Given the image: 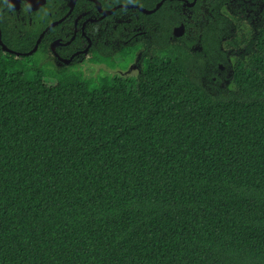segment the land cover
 I'll return each mask as SVG.
<instances>
[{
    "label": "trees",
    "instance_id": "obj_1",
    "mask_svg": "<svg viewBox=\"0 0 264 264\" xmlns=\"http://www.w3.org/2000/svg\"><path fill=\"white\" fill-rule=\"evenodd\" d=\"M185 1L118 9L92 37L90 63L140 53L137 77L59 65L51 42L78 11L98 14L86 0L34 54L0 45V264H264V12L246 17L264 0H197L188 16ZM69 3L0 0L2 42L29 53ZM122 16L146 35L124 44ZM200 60L213 90L192 74Z\"/></svg>",
    "mask_w": 264,
    "mask_h": 264
},
{
    "label": "flooded vegetation",
    "instance_id": "obj_2",
    "mask_svg": "<svg viewBox=\"0 0 264 264\" xmlns=\"http://www.w3.org/2000/svg\"><path fill=\"white\" fill-rule=\"evenodd\" d=\"M78 1L79 0H77V2ZM196 1L194 0L193 2H188V1L183 2L184 7L186 9L184 13L187 16H188L187 10L190 8H193L196 4ZM77 2H76V4H77ZM22 3H25V2H22ZM76 4H75V7H76ZM75 7H74V10L72 11V13L59 25L65 23L71 19L73 12L75 11ZM96 8H97V6H96ZM113 8H111V9H113ZM69 9H70V7H69ZM111 9H105V10H111ZM247 10H249V12H251L252 14L248 13V16H246V17L247 18L249 17L248 19H251L252 24H254L256 22L257 18L262 15V12H264V4L259 6L258 4L251 2V4L247 6ZM97 13L98 14H91L90 12H88L86 10L78 11V13L72 18V24L69 26V29L72 30V33H73L72 37L70 39L68 38V40H64L63 38H57L51 42L50 48L54 42L59 41L58 45L56 46L57 56L52 52L53 55H55V57L57 58L59 65L63 64L64 60L70 61L69 64H72V63L77 62V61L80 63L81 60L84 58L85 54H87V56H89L88 54H89V52H90V50L94 44L92 39L93 38L95 39L96 37L101 38L102 35L105 33V31H108V29H110L111 24H110V21H107V19L109 17L113 16L114 13L112 15L104 17V18H101L102 15L99 13V11H97ZM145 15H148V14H145ZM62 18H60L59 20H61ZM59 20H57V21H59ZM57 21H54V22H57ZM139 21H140L139 16L132 17V18H126L125 16H122V17H119L118 20L116 19V22L113 25V28H117L118 26H120L123 29V31L126 32V34L123 33V35H125V36L129 35L127 40L123 39L124 44H127L128 42H130L131 39L134 37H136V39H139L140 35H143V36L146 35L147 32L145 30L141 29V26L139 25V23H140ZM54 22H52V23H54ZM59 25H57V26H59ZM182 25L184 26L185 33H186L187 29H186L185 24H181L178 27H180ZM57 26H55V27H57ZM55 27H53V28H55ZM176 28L177 27H175L174 30ZM174 30H173V32H174ZM185 33H184V35H185ZM130 34H132V37L130 36ZM77 36H79L78 42L76 44H74V41L76 40ZM67 37H69V35H67ZM58 50L62 51L61 53H65V54L69 53V54H68V56L64 57L58 52ZM86 50H88V52L84 53ZM138 54H139L138 57L135 58L133 61H131L125 68L116 67L114 69H110V72H112L114 70H118L120 73L119 76L130 77V76H123V75L129 74V72L131 70H137L138 75H139L140 67H141L139 60L141 58V54L140 53H138ZM115 59L118 63H123V59L121 58L120 55H115ZM88 62H89V60H88ZM69 64H67V65H69ZM89 64H92V63L89 62ZM95 66H99V65H95Z\"/></svg>",
    "mask_w": 264,
    "mask_h": 264
},
{
    "label": "water",
    "instance_id": "obj_3",
    "mask_svg": "<svg viewBox=\"0 0 264 264\" xmlns=\"http://www.w3.org/2000/svg\"><path fill=\"white\" fill-rule=\"evenodd\" d=\"M16 10H20L21 8V4L22 2H25L27 3L30 8L33 10V11H37L39 10L40 8H42L43 6L46 5L47 3V0H7ZM89 2H92L94 3L96 6H97V9L99 11V13L102 15L101 18H104V17H107V16H110L112 15L113 13H115L118 9H123V8H128V9H138L140 10L142 13L144 14H152L154 12H156L164 3L165 0H162L157 6L156 8L152 9V10H147L141 6H138V5H124V4H121V5H118V6H115L113 9L111 10H105L103 7H102V3L99 1V0H87ZM196 1V0H195ZM77 0H70V3H69V7H70V10L69 12L67 13V15L65 17H63L61 20L57 21V22H54L52 23L51 25H49L46 30H44V32L41 33V35L39 36L37 42H36V45L34 47V49L32 51H30L29 53H26V54H21V53H16L15 51H12L10 50L3 42H2V32H1V29H0V45L2 46L3 50L6 51V52H10V53H13V54H17L18 56L20 55H32L34 54L37 50H38V47L39 45L41 44L43 38L45 37L46 33L53 27L59 25L60 23H62L71 13L72 11L74 10V7H75V4H76ZM185 33V28L184 26H180V27H177L175 30H174V36L175 37H181L183 36ZM59 41H56L52 44L51 46V50L52 52L57 56V53H56V46L58 45ZM88 50H86L84 53H87ZM65 64H69L70 61L68 60H64L63 61Z\"/></svg>",
    "mask_w": 264,
    "mask_h": 264
},
{
    "label": "rangeland",
    "instance_id": "obj_4",
    "mask_svg": "<svg viewBox=\"0 0 264 264\" xmlns=\"http://www.w3.org/2000/svg\"><path fill=\"white\" fill-rule=\"evenodd\" d=\"M203 61L200 60L195 65V68L193 69V75L196 77L208 90H213V86H215L216 78L212 77L209 78L205 74H201L200 66L203 65ZM80 68L85 72V74L89 77H95L97 75H119L118 70H114L110 72V69L101 67V66H95L93 64H89L88 62V56L85 54V57L81 60L79 63ZM222 73H218V77L226 76L229 78L230 76V69L225 68L224 66H221ZM138 75L137 70H131L129 74H124L123 76H134L136 77ZM45 83L47 85H55L56 82L54 80L47 79L45 80ZM229 86V83L226 84V86H222V88H226Z\"/></svg>",
    "mask_w": 264,
    "mask_h": 264
}]
</instances>
